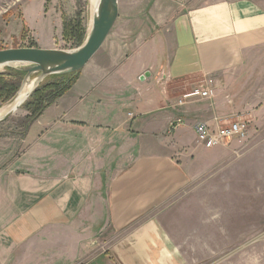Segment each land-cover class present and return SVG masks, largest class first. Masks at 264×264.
Segmentation results:
<instances>
[{
    "label": "crops",
    "instance_id": "obj_1",
    "mask_svg": "<svg viewBox=\"0 0 264 264\" xmlns=\"http://www.w3.org/2000/svg\"><path fill=\"white\" fill-rule=\"evenodd\" d=\"M148 15L152 27L127 15L120 35L29 126L14 166L0 169V264L64 230L79 241L81 232L101 237L91 243L101 252L94 258L104 255L108 264L186 261L183 237L191 234L181 229L193 218L199 179L230 145L247 141L196 147L195 126L231 119L230 85L264 56V6L158 0ZM39 49L57 48L46 42ZM199 88L213 96L183 98ZM254 105L262 144L264 102ZM207 226L199 223L193 235Z\"/></svg>",
    "mask_w": 264,
    "mask_h": 264
},
{
    "label": "rangeland",
    "instance_id": "obj_2",
    "mask_svg": "<svg viewBox=\"0 0 264 264\" xmlns=\"http://www.w3.org/2000/svg\"><path fill=\"white\" fill-rule=\"evenodd\" d=\"M157 2L119 0L120 14L110 36L120 35L127 15L132 16L129 19H141L150 27L154 26L148 14ZM260 2L264 6V0ZM92 9L91 0H0V50L39 48L46 42H53L57 50H77L79 47L70 37L71 27L80 21L86 42L92 25ZM138 32L140 30L135 29L136 36ZM7 69L0 71V75ZM239 81L229 84L234 111L227 118L248 121L250 139L241 145H230L228 154L218 162V159H210L208 173L199 179L194 189L193 218L186 222L185 229H181L192 236L183 237L187 259L178 264H264V143L255 139L261 129L250 117L256 109L254 103L261 105L264 102L263 55L246 69ZM14 98L8 102L0 100V115L11 106ZM28 117L30 114L23 106L9 121L0 125L1 170L14 166L24 151L22 140ZM186 142L192 146L193 135ZM196 144V147L202 146L198 138ZM204 222H208V226L203 227L202 236L193 235L200 229H195L198 224ZM190 224L192 232L188 228ZM81 234L84 239L79 241L72 230L54 231L21 250L11 264H108L104 255L97 260L94 258L101 252L95 253L91 243L101 237L92 235L96 238L91 239L87 233L86 236L85 232ZM188 239H194L195 243L192 240L188 245Z\"/></svg>",
    "mask_w": 264,
    "mask_h": 264
},
{
    "label": "water",
    "instance_id": "obj_3",
    "mask_svg": "<svg viewBox=\"0 0 264 264\" xmlns=\"http://www.w3.org/2000/svg\"><path fill=\"white\" fill-rule=\"evenodd\" d=\"M119 14V0H99L92 15V25L88 38L77 50H44L39 48L0 50V71L5 68H13L26 74L11 106L0 115V125L16 115L47 78L83 71L104 47ZM36 75L37 77L32 79ZM28 84L32 85V90L24 97V90Z\"/></svg>",
    "mask_w": 264,
    "mask_h": 264
},
{
    "label": "trees",
    "instance_id": "obj_4",
    "mask_svg": "<svg viewBox=\"0 0 264 264\" xmlns=\"http://www.w3.org/2000/svg\"><path fill=\"white\" fill-rule=\"evenodd\" d=\"M71 39L76 47H80L85 42V31L82 23H77L71 27ZM66 38V37H65ZM4 50V49H1ZM26 76L25 73L8 68L5 74L0 75V100L11 101L19 92L21 83ZM79 73L71 75H55L47 78L33 93L30 100L24 105V109L30 114L24 123L26 132L29 126L57 100L67 94L78 79ZM56 80V81H53ZM32 115V116H31Z\"/></svg>",
    "mask_w": 264,
    "mask_h": 264
},
{
    "label": "built area",
    "instance_id": "obj_5",
    "mask_svg": "<svg viewBox=\"0 0 264 264\" xmlns=\"http://www.w3.org/2000/svg\"><path fill=\"white\" fill-rule=\"evenodd\" d=\"M213 96L212 90H204L203 88L196 89L191 93L185 95V100L191 98H211ZM182 103V102H181ZM184 125L183 120H178L173 124V129ZM198 142L206 149H214L217 147L231 144L235 141H246L250 134V123L243 119L231 120L224 119L212 126L205 122H199L195 126Z\"/></svg>",
    "mask_w": 264,
    "mask_h": 264
},
{
    "label": "bare ground",
    "instance_id": "obj_6",
    "mask_svg": "<svg viewBox=\"0 0 264 264\" xmlns=\"http://www.w3.org/2000/svg\"><path fill=\"white\" fill-rule=\"evenodd\" d=\"M98 2H99V0H91V4H92V8H93L92 9V15H93V12L98 5ZM31 90H32V85L28 84L24 90V97H26L30 93ZM6 109H5V111H6ZM3 111L1 112V114H3L5 112V111L4 112Z\"/></svg>",
    "mask_w": 264,
    "mask_h": 264
}]
</instances>
